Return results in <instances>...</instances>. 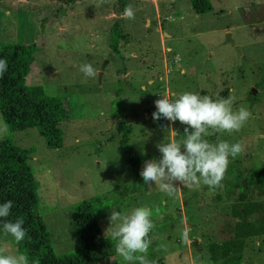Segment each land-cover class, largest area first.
<instances>
[{"label":"rangeland","instance_id":"374dc122","mask_svg":"<svg viewBox=\"0 0 264 264\" xmlns=\"http://www.w3.org/2000/svg\"><path fill=\"white\" fill-rule=\"evenodd\" d=\"M209 2L212 11L197 16L189 0H0V44L37 47L26 85L59 97L66 112L60 149H49L36 128L9 130L0 138V153L10 145L32 151L36 214L56 257L78 251L73 214L94 200L112 251L103 264H127L106 230L113 208L130 213L138 206L153 213L148 258L155 264H264V236L244 238L246 222L259 217L247 215L246 208L264 197L248 192L240 199L241 190L230 186L239 170H264V0ZM128 5L134 19L122 16ZM115 22L118 54L110 48ZM85 63L95 77L80 71ZM186 91L231 96L235 110L245 107L252 115L240 131L208 137L243 145L230 158L222 188L177 184L169 196L155 183L135 181L118 126H130L128 146L143 158V170L145 160L161 158L156 145L182 141L186 127L154 121L155 101ZM235 233L242 238L233 239ZM15 242L0 231V246L18 255Z\"/></svg>","mask_w":264,"mask_h":264},{"label":"trees","instance_id":"16d2710c","mask_svg":"<svg viewBox=\"0 0 264 264\" xmlns=\"http://www.w3.org/2000/svg\"><path fill=\"white\" fill-rule=\"evenodd\" d=\"M191 11L195 15H203L212 11L209 0H189ZM113 39L110 48L118 52L120 31L118 22L112 27ZM35 45H1L0 59H6L8 70L0 78V116L9 125L10 132L36 128L49 149L62 147V133L59 124L66 119V112L62 108L59 97L48 96L37 86L26 85L34 54ZM122 133L120 145L127 155V162L131 166L135 181L140 185L143 181L141 173L142 159L128 146L131 134L130 126L122 121L118 126ZM32 151L10 145L0 153V204L11 200L13 208L8 220L15 221L23 217V227L27 235L19 244L15 242L17 252L26 254L29 264H103L111 256V247L99 229L94 215V200L83 202L76 206L73 214L74 232L79 240V249L75 254L56 257L51 246V239L41 219L36 214L38 205L35 194V183L28 163ZM234 172V170H230ZM230 186L239 188L240 199L244 194L252 192L256 196L264 197V170L237 171ZM228 189V187H226ZM225 188V189H226ZM96 201V200H95ZM193 213H199L194 208ZM247 215H258L256 222H246L247 234L244 238H259L264 236V201H252L246 208ZM0 221V231H2ZM188 223H193L188 218ZM237 232V230H234ZM3 232V231H2ZM237 233L233 239H241ZM232 264H239L234 262Z\"/></svg>","mask_w":264,"mask_h":264},{"label":"clouds","instance_id":"9594fccd","mask_svg":"<svg viewBox=\"0 0 264 264\" xmlns=\"http://www.w3.org/2000/svg\"><path fill=\"white\" fill-rule=\"evenodd\" d=\"M108 2L109 0H100V4ZM122 16L127 19L135 18L131 5L125 7ZM7 70V60L0 59V78ZM80 71L86 77L96 75L91 63L81 65ZM155 107L156 111L152 114L154 121L163 118L173 124L179 121L186 127L182 141L164 140L156 145L162 155L159 159L144 161L140 173L144 182L149 187L155 183L156 187L169 196L176 194L179 189L177 184L192 190L207 186L213 192L222 188L230 158L235 159L240 155L243 145L241 142L229 143L225 140L212 143L208 137L212 133L231 134L240 131L251 118V112L245 107L235 110L231 96L213 99L191 91L174 98H160L155 101ZM8 132L9 125L0 116V138ZM12 208L11 200L0 204V221L3 222V234L10 235L19 244L25 239L27 231L23 227V217L15 221L7 219ZM152 216V210L147 206L135 207L130 213H122L113 208L106 235L116 242V253L127 264H155V261L148 258L149 248L153 243L151 233L156 226ZM0 264H29V258L26 254H11L7 247L0 246Z\"/></svg>","mask_w":264,"mask_h":264},{"label":"crops","instance_id":"0c3cea01","mask_svg":"<svg viewBox=\"0 0 264 264\" xmlns=\"http://www.w3.org/2000/svg\"><path fill=\"white\" fill-rule=\"evenodd\" d=\"M198 16V15H197ZM142 171V170H141Z\"/></svg>","mask_w":264,"mask_h":264}]
</instances>
